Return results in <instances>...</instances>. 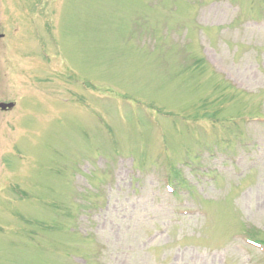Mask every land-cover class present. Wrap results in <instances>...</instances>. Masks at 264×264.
Returning a JSON list of instances; mask_svg holds the SVG:
<instances>
[{
  "label": "rangeland",
  "instance_id": "374dc122",
  "mask_svg": "<svg viewBox=\"0 0 264 264\" xmlns=\"http://www.w3.org/2000/svg\"><path fill=\"white\" fill-rule=\"evenodd\" d=\"M0 34V264H264V0H0Z\"/></svg>",
  "mask_w": 264,
  "mask_h": 264
},
{
  "label": "water",
  "instance_id": "95a60500",
  "mask_svg": "<svg viewBox=\"0 0 264 264\" xmlns=\"http://www.w3.org/2000/svg\"><path fill=\"white\" fill-rule=\"evenodd\" d=\"M13 106V103H0V108L2 109V110H5V109H7V108H11Z\"/></svg>",
  "mask_w": 264,
  "mask_h": 264
}]
</instances>
